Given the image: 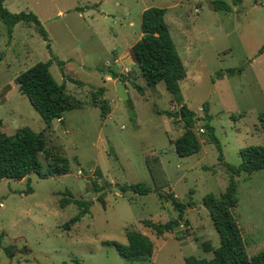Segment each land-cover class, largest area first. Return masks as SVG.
Returning a JSON list of instances; mask_svg holds the SVG:
<instances>
[{
	"label": "rangeland",
	"instance_id": "1",
	"mask_svg": "<svg viewBox=\"0 0 264 264\" xmlns=\"http://www.w3.org/2000/svg\"><path fill=\"white\" fill-rule=\"evenodd\" d=\"M211 0H4L11 12H33L48 35L54 60L50 72L65 82L68 94L85 100L52 121L51 143L70 162V172L42 178L0 180V264H184L186 256L211 258L201 245H219L207 193L216 196L227 184L219 151L204 124L213 128L224 161L238 165L239 149L264 143V0H241L231 10H213ZM150 6L166 8L171 37L185 66L180 82L184 103L196 113L193 132L200 150L179 156L174 140L183 124L159 110L178 111L161 81L147 86L133 59L131 46L141 36V13ZM81 7L82 10H76ZM33 24L18 23L11 37L0 21V130L11 134L29 126L41 131L45 122L18 91L16 76L51 56ZM243 66V70L237 69ZM235 69L228 73L227 69ZM110 70L127 80L113 78ZM83 82L78 85L65 78ZM143 89L139 92L133 84ZM105 87L111 107L106 118L90 103L91 90ZM207 102L210 119L205 120ZM92 180L110 182L105 208L97 201ZM144 182L146 195L121 193L117 184ZM28 186L31 192H27ZM64 191L91 201L89 212L70 227L63 224L78 212L74 203L58 205ZM171 192L187 203L182 221L171 232L156 235L141 221L165 222L177 211L161 195ZM236 217L249 255L264 250V170L236 177ZM150 237L153 255L129 261L112 244L127 243L126 232ZM15 245L26 251L4 248Z\"/></svg>",
	"mask_w": 264,
	"mask_h": 264
},
{
	"label": "trees",
	"instance_id": "2",
	"mask_svg": "<svg viewBox=\"0 0 264 264\" xmlns=\"http://www.w3.org/2000/svg\"><path fill=\"white\" fill-rule=\"evenodd\" d=\"M3 1L0 0V21L6 27L7 36L11 37L13 28L18 23L33 24L43 40L47 41L46 47L51 57L46 61L35 62L16 76L18 91L27 97L31 106L44 120L45 127L41 131H35L29 126H22L11 134H5L0 130V180L4 178L22 180L30 173H36L42 178L68 174L71 170L69 159L58 145L51 143L52 121L61 119L65 111L84 107L86 102L68 94L65 82L59 83L52 76L49 70L52 62L57 60V63L63 66L64 61L58 60L53 54L47 32L38 17L31 11L11 12L4 6ZM240 2L241 0H232V5H239ZM210 5L213 10L223 11H229L232 7L225 0H211ZM76 10L81 11L82 8L77 7ZM165 12L166 8L156 6L147 7L142 11L141 36L131 46V50L146 85L152 87L162 81L172 101L179 105L178 111L157 109V112L165 113L168 117H175L182 122L184 132L174 140L173 144L179 156H188L197 153L201 147L198 137L193 132L197 117L196 113L184 103L180 82L186 77V70L165 22ZM263 50L264 45L260 47L258 54H261ZM2 55L3 53L0 52V60ZM242 70L243 66L237 69L238 72ZM234 71L235 69H227L228 73ZM110 75L123 81L127 80L122 73L115 70H110ZM65 78L83 85L82 81L67 76ZM133 86L139 92L143 89L135 83ZM104 92L105 87L100 86L92 89L90 93V103L99 107L102 119L106 118L111 110L108 100L103 97ZM203 107L205 120L208 121L210 115L207 113V102L203 103ZM204 126L210 140L215 143L219 151L218 159L224 165L227 174V184L218 196L207 193L203 197V205L207 208L213 227L218 234L219 245L214 247L209 242H203L202 250L211 251L212 257L207 259L189 255L185 257L184 264H264V250L253 255L248 254L238 221L232 212L238 203L236 177L241 173L250 175L257 170H264V143L240 148L241 161L238 165H232L224 161L220 143L212 133L213 128L208 123ZM110 186V182L99 184L92 180V190L100 192L97 201L103 208L106 206L105 191ZM117 188L121 193L129 191L141 195L153 191L144 182L117 184ZM31 190L28 186L27 192ZM62 195L58 202L60 208L69 203H74L78 208V212L63 224V228L70 229L89 212L91 201L75 198L70 191H64ZM161 196L171 201L173 209L177 211L176 217L165 222H154L150 219L141 221L145 227L159 236L173 231L179 225L188 205L178 201L171 192ZM126 238V244L117 241H105V244H112L119 255L129 261L148 259L153 255L154 243L148 235L129 230L126 232ZM12 248L23 253L26 251L25 248L17 249L15 245H9L4 248L9 257L13 255L10 251Z\"/></svg>",
	"mask_w": 264,
	"mask_h": 264
}]
</instances>
